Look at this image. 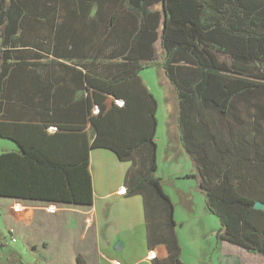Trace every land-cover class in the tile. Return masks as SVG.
<instances>
[{
    "label": "trees",
    "instance_id": "16d2710c",
    "mask_svg": "<svg viewBox=\"0 0 264 264\" xmlns=\"http://www.w3.org/2000/svg\"><path fill=\"white\" fill-rule=\"evenodd\" d=\"M124 8L127 20L112 17L102 24L103 49L112 47L102 57L120 62L103 64L101 72L86 70L98 111L92 114L88 99L94 130L79 134L77 157L76 143L68 153L62 149L67 134L46 131L45 121L62 129L82 126L60 123L70 119L54 117V103L46 99L48 69L41 61L50 52L46 39H39L38 53L29 49L38 7L32 0H0V112L8 104L2 96L9 80L18 82L23 94L33 88L43 97L23 103L38 109L37 119H31L35 124L23 128L0 121V135L20 147L0 153V197L90 206L89 152L109 149L130 162L126 196L143 198L148 248L164 244L168 251L153 264H181L172 204L156 175L157 102L139 75L156 63L175 92L179 140L200 175L205 206L219 220L217 240L264 256V210L254 208L256 201L264 204V0H125ZM58 40L55 36L51 54L61 58ZM107 95L123 104L108 107ZM240 103L255 107L250 126L239 118ZM215 116H232V124L216 125ZM75 264L86 263L77 256Z\"/></svg>",
    "mask_w": 264,
    "mask_h": 264
},
{
    "label": "crops",
    "instance_id": "0c3cea01",
    "mask_svg": "<svg viewBox=\"0 0 264 264\" xmlns=\"http://www.w3.org/2000/svg\"><path fill=\"white\" fill-rule=\"evenodd\" d=\"M32 4L38 7V12L31 17L30 27L33 25V28L29 30V36L33 40L30 52L38 53L36 46L42 42L39 39H46V50H50L41 58L48 69L45 79L46 99L54 103V117L70 119L60 123L82 126V129L77 130L62 129L58 128L57 124L45 121L46 131L49 134H67V146L62 149L68 153L70 148L75 149L76 143L79 157V134L84 135L88 131L92 135L94 130L87 119L88 99L93 103L92 114L98 111L94 90L87 86L86 70L90 73L101 72L103 64L120 62L121 58L118 57H102L103 50L108 53L112 51V47L103 49L102 39L105 34L102 24L112 20V17L116 22L127 20L125 0H32ZM61 24L60 31H57ZM55 36L61 39L58 40L61 58L51 54ZM140 78L150 92L145 81L141 76ZM170 92L175 101L174 121L170 129L175 135L174 138L181 144L176 125L177 99L173 88ZM39 96L40 99L43 98L42 95L35 94L33 88L23 94L18 82L7 81L2 99L8 101V104L0 112V121L19 124L23 128L25 125L35 124L37 121L31 119H37L35 111L38 109H27L23 103L26 102L25 99L36 100ZM105 101L108 107L113 103L123 104L122 100H116L112 95H107ZM82 148L84 151V139ZM9 151H20V147L14 140L0 135V153ZM183 156L185 161L189 160L190 171L195 178L191 160L186 154ZM129 166L130 162L120 161L109 149L90 150L89 170L93 186V203L90 206L0 197V264H27L26 262L31 263L34 259L33 264H38L39 259L44 264H75L77 256L86 264H153L154 259L163 261L168 256L164 244H156L152 249L147 246V224L142 196H126L124 176ZM187 171L185 169L174 177L185 180L191 175ZM156 175L163 192L166 193L162 175H158L157 171ZM189 188L192 189V185H189ZM197 188L194 181L193 189L197 191ZM178 191L182 194L187 192L186 187ZM110 211L115 214L114 222L103 224L102 214ZM208 213L212 214L209 211ZM88 217L90 221L87 220ZM218 224L215 226L217 230H213L216 233L220 227ZM6 232L8 236L5 235ZM21 236L25 249L29 251L26 262L16 249L10 250L8 254L5 252L8 238L16 242ZM215 239L217 242V237ZM218 244L221 249L219 264H264L263 255L237 250L229 247V243L224 241L216 243ZM150 250H158L160 256L147 258Z\"/></svg>",
    "mask_w": 264,
    "mask_h": 264
},
{
    "label": "rangeland",
    "instance_id": "374dc122",
    "mask_svg": "<svg viewBox=\"0 0 264 264\" xmlns=\"http://www.w3.org/2000/svg\"><path fill=\"white\" fill-rule=\"evenodd\" d=\"M140 76L145 81L146 85L150 89L151 94L154 96L157 102L156 119L157 126L155 132L156 142V165L158 167V175H162L163 188L165 194L168 195L172 204V217L175 221V234L179 244V260L181 264H219L220 245H216V224L219 223L218 218L209 214L204 203V196L202 192L193 189L194 181L199 183L200 175L198 170L195 169L193 163L192 167L195 170V178L193 172L190 171L189 160H184V148L178 142L177 138H174V133L170 129L173 126L175 101L171 96V85L164 78L163 70L161 67L154 63L148 64L140 71ZM256 99H253L255 102ZM262 101V100H257ZM177 107V106H176ZM239 110L237 113L239 118L245 123L246 126H250L252 122V116L255 114V107L253 105H245L244 103L238 104ZM178 108H176L177 110ZM206 116L213 120V114L208 113ZM229 119H222L218 116L214 117L216 125H230L232 124L233 117L229 116ZM261 129L264 130V123H262ZM252 134L247 136L251 138ZM260 136L255 134V139L258 140ZM188 156V155H187ZM190 159V157L188 156ZM191 160V159H190ZM192 162V161H191ZM188 170V174H191L187 179H176L174 175H179L184 170ZM184 174V173H183ZM192 185V189L189 188ZM186 187V194H182L178 191L180 188ZM102 223L108 224L114 222L115 214L113 211L109 213L104 212L102 214ZM90 221V217L88 219ZM219 225V224H218ZM8 236V233L5 234ZM220 243V242H219ZM225 245V244H224ZM246 252L244 249L232 246ZM16 249L21 255L22 259L28 261L29 251L25 249L23 237H19L16 242L7 240L5 252L8 254L10 250ZM227 249V248H226ZM222 250L223 247H222ZM153 254L151 255L150 253ZM158 250H150L147 258L152 259L159 255ZM261 256V255H259ZM162 261V259H160ZM23 261V262H24ZM27 264L35 263V259L32 262H26ZM18 264V263H16ZM38 264H44L40 259ZM96 264V263H95ZM146 264V263H139Z\"/></svg>",
    "mask_w": 264,
    "mask_h": 264
},
{
    "label": "water",
    "instance_id": "95a60500",
    "mask_svg": "<svg viewBox=\"0 0 264 264\" xmlns=\"http://www.w3.org/2000/svg\"><path fill=\"white\" fill-rule=\"evenodd\" d=\"M254 208H255V209H259V210H264V204L261 203L260 201H256V202L254 203Z\"/></svg>",
    "mask_w": 264,
    "mask_h": 264
},
{
    "label": "built area",
    "instance_id": "2783aa9c",
    "mask_svg": "<svg viewBox=\"0 0 264 264\" xmlns=\"http://www.w3.org/2000/svg\"><path fill=\"white\" fill-rule=\"evenodd\" d=\"M12 240H14V238Z\"/></svg>",
    "mask_w": 264,
    "mask_h": 264
}]
</instances>
